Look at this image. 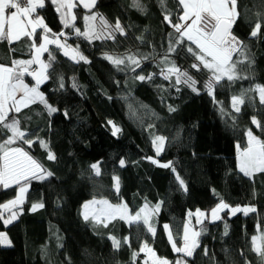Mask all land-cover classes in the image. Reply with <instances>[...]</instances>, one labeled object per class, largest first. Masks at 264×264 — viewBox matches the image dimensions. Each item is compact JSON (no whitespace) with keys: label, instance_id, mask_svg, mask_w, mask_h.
Masks as SVG:
<instances>
[{"label":"trees","instance_id":"1","mask_svg":"<svg viewBox=\"0 0 264 264\" xmlns=\"http://www.w3.org/2000/svg\"><path fill=\"white\" fill-rule=\"evenodd\" d=\"M140 3L144 11L132 7V0H96L91 10L74 8L75 25L81 31L83 16L90 12L103 16L112 26L119 19L125 30L124 35L116 32L115 40L91 42L76 35L73 28L64 27L51 0H45V7L37 10L51 30L50 37L64 32L67 44L78 46L87 62H76L64 56L62 49L49 45L56 58L55 71L40 90L58 111L49 116L44 106L36 103L19 114L21 127L33 140L39 138L48 147L39 142L31 147L19 146L53 176L30 180L15 221L5 225L0 220V233H5L10 242L7 246L0 244V264H144L142 253L133 261V252L139 251L143 241L158 257L175 262L183 255L173 251L163 225L169 224L173 240L180 247L187 213L197 209L207 213L221 199L232 207L250 206L256 211L233 215L224 210L220 219L202 221L199 247L194 257L185 258L187 264H264L252 251L251 241L253 235L264 233V173L244 176L236 157V146H246L249 129L264 140V132L252 124L255 117L264 125V104L257 92H251L236 113L231 101L242 89L264 86V0H238L240 16L232 31L247 45L246 55L253 63L245 62L240 68L241 74L250 78L234 83L221 81L214 89V99L203 88L208 73L191 69L193 57L186 50L188 42L178 44L179 34L164 19L165 12L170 11L172 24L179 22L182 8L178 0H165L164 9L158 0ZM258 21L262 22L261 29L252 37ZM37 32L42 34L41 30ZM59 38L65 42L63 36ZM28 43L22 38L10 44L12 57L29 58ZM170 43L173 52H168ZM0 49L4 51H0V62L7 65L9 49L3 40ZM105 54L135 55L141 66L132 71L135 66L126 62L127 66L118 69ZM42 58L47 61V53ZM173 63L199 81V93L176 84L174 75L164 79L162 70ZM139 75L146 79H137ZM30 79L25 77L34 84ZM169 106L175 111H169ZM112 124L120 129L116 135ZM156 136L166 138L159 155L152 143ZM48 151L55 155L54 160L47 158ZM149 157L161 164L170 162L172 167L154 164ZM93 163H99L100 176L91 169ZM176 174L184 180L187 191ZM113 177L119 178V192ZM17 192L18 186H0V203L14 198ZM94 198L125 203L130 214L146 202L151 208L163 201L150 221L156 228L155 236L142 223L130 226L116 219L104 227L90 219L85 221L82 205ZM41 202L44 207L33 211L32 204ZM110 236L121 240L119 250L113 247ZM125 237L130 246L123 243Z\"/></svg>","mask_w":264,"mask_h":264},{"label":"snow or ice","instance_id":"2","mask_svg":"<svg viewBox=\"0 0 264 264\" xmlns=\"http://www.w3.org/2000/svg\"><path fill=\"white\" fill-rule=\"evenodd\" d=\"M51 3L56 6V11L60 14V19L65 28H73L75 34L91 42L93 39H111L115 40V33L119 32L121 35L125 34L119 19L116 20L114 26L110 25L108 21L99 16L97 13L86 14L83 16L84 31L76 27V15L73 14V9L78 5H82L85 9L91 10L96 0H51ZM161 8L165 7V0H158ZM238 0H178V5L182 8V14L178 15L179 22L172 24L170 11H166L164 19L172 25L176 33L179 34L177 43L184 45L188 42L187 52L193 57V63L190 65L191 69L196 72L206 71L208 73L207 79L203 83V88L207 93L215 98L214 89L223 80L229 83H234L237 80L249 79L247 75H242L241 65H251L253 61L246 55L247 45L243 43L232 29L236 24L240 13L237 10ZM132 7L139 11H144L145 7L140 3V0H132ZM45 7V0H0V40L7 39L9 44L13 41H20L22 38H28V50L30 53L29 59H15L11 60V66L0 63V186L4 189L18 186V193L14 199H10L5 203H0V220L5 224L11 223L18 215L20 205L25 201V195L28 192V183L30 180H45L53 176V173L46 170L36 159L33 158L20 144L31 145L39 142L42 147L47 148V144L43 140H33L28 131L21 127V120L19 114L29 108L31 105L40 103L46 109L48 115L57 112L58 109L48 103L45 94L40 90L41 85L45 83L52 73L55 71L53 63L55 56L50 51L49 45H55L57 48L63 50V55L69 57L76 62L86 58L80 54L78 46L71 48L67 44V37L64 32L59 34L53 33L50 37L51 30L44 23L43 18L38 14V9ZM6 12L8 13L6 15ZM259 15V14H258ZM190 21V22H189ZM262 22L255 23L251 32L252 37H256L261 29ZM37 29H42V34L37 32ZM111 29V30H109ZM60 36H65V42L61 43ZM39 41V43L37 42ZM73 53L70 55V51ZM175 51L172 44H169L168 52ZM47 53L48 59L45 61L42 57ZM235 57V59H234ZM78 58V59H77ZM148 57H143L147 59ZM105 59L109 60L118 69L121 65H134L132 71L141 66L140 59L135 55L128 56H112L105 54ZM167 61V56L165 57ZM37 67H33V66ZM126 65V66H127ZM49 69L52 71L50 72ZM164 79L168 80L171 76H175L176 84H184L193 92L199 93L197 87L199 81L196 80L187 70H182L174 63L170 68L162 70ZM30 76L34 84L25 82V77ZM148 76L147 79H151ZM137 79L143 81L146 79L144 75H139ZM63 80H60V87L62 88ZM179 91V89H177ZM257 92L259 94V101L264 104V86L256 84L253 88L242 89L239 95H233L231 98L232 108L236 113L241 111V105L245 103V98H249L248 94ZM169 111H175L169 106ZM224 113L223 108L221 109ZM67 115V113H65ZM111 124L112 122L109 121ZM252 124L260 128L264 132V125L261 124L255 117H252ZM151 127V125H149ZM120 129L113 125V135H116ZM247 143L243 148L237 144V160L238 169L246 177H253L257 172L264 173V140L253 134L252 130H248ZM165 137L156 136L152 143L155 145L156 154L159 155L165 143ZM47 158L54 160L56 157L48 151ZM149 159H152L149 157ZM124 160H120V165L124 166ZM152 163H157L152 160ZM161 167L170 168L171 163L160 165ZM94 170L96 176L101 175L99 163L90 165ZM175 173L176 169L172 168ZM176 180L184 191H187L185 182L179 174H176ZM115 181L116 191L119 192V178L113 177ZM214 191V190H213ZM163 201L157 202L154 206L149 208L146 202L135 214H130V210L125 203L113 204L108 199L101 198L99 200L93 199L84 203L83 218L85 221L89 220L88 209L90 206H95L92 212L91 219L97 224H102L108 227V222L112 220H122L146 227L148 233L154 237L156 228L150 222L154 214H158ZM44 207V204H32V210ZM224 210H229L233 215L242 212L247 215L249 212H255V207H232L225 203L223 199L210 210V215L213 220L220 219V213ZM5 213L8 214L5 218ZM189 221L193 217V213H187ZM196 223H201L199 217L208 215L205 212L196 210ZM168 232V239L172 244L174 252L182 253L183 256L175 262H170L166 258L158 257L156 252L151 248L147 241H143L138 252H133V261L139 253H147L151 259L152 264H187L185 258L194 257L195 250L199 247L198 237L201 232L196 231L185 223L183 226V246L177 247L173 240L169 225H163ZM225 234H227V225H225ZM112 240L113 247L119 250L121 247V240L114 236L109 237ZM7 237L4 233H0V243L6 242ZM252 251L264 260V233L259 236L253 235ZM124 244H129L128 237L123 238ZM130 246V244H129ZM205 255L207 250L205 249ZM144 264H148L145 260ZM245 264H248L245 261Z\"/></svg>","mask_w":264,"mask_h":264},{"label":"rangeland","instance_id":"3","mask_svg":"<svg viewBox=\"0 0 264 264\" xmlns=\"http://www.w3.org/2000/svg\"><path fill=\"white\" fill-rule=\"evenodd\" d=\"M78 6H82V5H78ZM83 7V6H82ZM86 10H88V9H86ZM99 22V17H98V20H97V23ZM63 38H64V40H65V36H63ZM61 43H63V42H61ZM70 51V55H72L73 53L71 52V50H69ZM113 125V124H112ZM236 157H237V153H236ZM153 160V159H152ZM155 160V159H154ZM157 163L158 164H161V163H159L158 161H157ZM162 164H165V163H162ZM161 164V165H162ZM237 166H238V160H237ZM114 184H115V181H114ZM18 193V192H17ZM17 195V194H16ZM15 198V197H14ZM14 198H12V199H14ZM26 199V198H25ZM91 200H93V199H89V201H91ZM98 200V199H97ZM8 201V200H7ZM7 201H5V202H7ZM89 201H86V202H89ZM5 202H3V203H5ZM85 202V203H86ZM122 203V202H121ZM84 205V204H83ZM83 205H82V207H83ZM94 207L95 206H90V208L88 209V212H89V219L90 220H92L91 219V215H92V212L94 211ZM240 207H242V206H240ZM150 208V207H149ZM84 208H82V211H81V215H82V217H83V213H84ZM194 215H193V217H192V219H191V221H189V219H188V215H187V217H186V222L185 223H189V226L191 227V228H194L196 231H199V229L201 228V224L202 223H199V224H197L196 223V219H197V217H196V215H195V213H196V211L195 212H192ZM206 213V212H205ZM222 213V212H221ZM221 213L219 214V215H221ZM135 214V213H134ZM133 214V215H134ZM207 214L208 215H206V216H203V217H199V219L201 220V222L202 221H204L205 219H208L209 221H215V220H213L212 219V217H211V215H210V211H208L207 212ZM230 214H232L231 212H230ZM237 214V213H236ZM8 215V214H7ZM155 215V214H154ZM152 217H153V215H152ZM152 217H151V219H152ZM5 218H7V216H5ZM3 221V220H2ZM13 221H15V220H13ZM12 221V222H13ZM93 221V220H92ZM4 222V221H3ZM95 222V221H94ZM109 222H111V221H109ZM108 222V223H109ZM126 222V221H125ZM96 223V222H95ZM167 225H169V224H167ZM169 230H170V227H169ZM165 233H166V235H167V238H168V232L165 230ZM183 234V233H182ZM169 240V239H168ZM170 242V241H169ZM170 245L172 246V244L170 243ZM180 245L181 246H183V237H182V240H181V243H180ZM180 246V247H181ZM178 247V246H177ZM143 255H144V257L146 258V260L148 261V264H152V261H151V259L148 257V254L147 253H142ZM180 254H182V253H180ZM183 255V254H182ZM181 258V257H180ZM179 258V259H180ZM178 260V259H177Z\"/></svg>","mask_w":264,"mask_h":264},{"label":"crops","instance_id":"4","mask_svg":"<svg viewBox=\"0 0 264 264\" xmlns=\"http://www.w3.org/2000/svg\"><path fill=\"white\" fill-rule=\"evenodd\" d=\"M8 13L6 12V15H7ZM190 22V21H189ZM38 30H41L42 32H43V30L42 29H37V31ZM49 35H50V33H49ZM26 38V37H25ZM28 39V38H27ZM3 41H5V43H6V47H7V49H9V47H10V44H9V42H8V40L7 39H2ZM1 41V40H0ZM14 42H16V41H13L12 43H14ZM11 43V44H12ZM0 51H1V53H3L4 51L2 50V49H0ZM7 57L5 58V60H8V63H7V66H11V60L13 59V57H12V52H11V50L9 49L8 51H7V55H6ZM29 58H30V56H29ZM29 58H18V59H29ZM0 63H3V64H5L4 62H0ZM6 65V64H5ZM33 67H37V66H33ZM31 78V77H30ZM30 80H32V78L30 79ZM25 82L26 83H28L26 80H25ZM30 86H31V84H30ZM5 216H8V215H6L5 214ZM2 221V220H1ZM4 223V222H3ZM5 224V223H4ZM9 224V223H8ZM5 225H7V224H5ZM5 234V233H4ZM6 235V234H5ZM6 237H7V235H6ZM2 246H7V245H10V242H9V239H8V237H7V241L6 242H3V243H0Z\"/></svg>","mask_w":264,"mask_h":264}]
</instances>
